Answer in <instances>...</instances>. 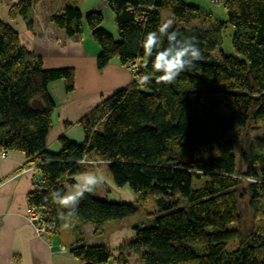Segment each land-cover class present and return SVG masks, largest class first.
Here are the masks:
<instances>
[{
	"label": "trees",
	"instance_id": "trees-1",
	"mask_svg": "<svg viewBox=\"0 0 264 264\" xmlns=\"http://www.w3.org/2000/svg\"><path fill=\"white\" fill-rule=\"evenodd\" d=\"M103 1L116 36L102 27V12L84 14L76 0H66L47 20L67 37L82 38L86 27L99 48L97 68L116 59L131 80L81 117L82 140L62 134L56 151L47 148L56 107L49 85L61 80L71 92L74 69H45L21 44L18 30L0 18V149L22 152L38 170L29 204L42 211L49 233L71 220L68 250L80 264H264V224L246 233L239 228L242 199L253 203V212L264 210V144L246 133L241 147L222 137L264 123V0H224L225 18L190 0ZM37 2L17 0L8 18L31 28ZM163 11L180 38L196 37L201 51V59L168 85L156 83L153 58L144 67L141 47L146 33L164 22ZM230 27L232 54L222 50ZM145 74L148 84L139 82ZM82 158L90 163L79 164ZM99 161L107 163L113 184L127 186L138 201L154 195L159 212L149 225L135 223L116 253L101 239L108 224L137 213L133 203L86 193L68 217L51 197L75 189L74 177ZM85 225L93 226L96 241L86 242ZM231 241L238 245L228 248Z\"/></svg>",
	"mask_w": 264,
	"mask_h": 264
},
{
	"label": "crops",
	"instance_id": "crops-1",
	"mask_svg": "<svg viewBox=\"0 0 264 264\" xmlns=\"http://www.w3.org/2000/svg\"><path fill=\"white\" fill-rule=\"evenodd\" d=\"M16 1L0 0V18L9 21L18 30L21 44L39 56L43 67L47 69L63 67L74 69V89L71 92L64 90L61 80L49 85V92L56 107L48 134L47 148L50 150L58 148L59 136L62 134L68 136L70 130L76 126L79 127L75 134L79 140L76 141H80L83 133L78 121L102 98L129 84L131 73L116 59H112L99 70L96 65L99 51L97 43L91 46L92 52L86 49V43L91 38L90 33L88 32L87 36L83 35L82 38L67 37L64 30L47 20L48 15H45L44 9L47 6L46 0H38L34 5L33 28H29L19 17L10 20L9 6ZM64 3L65 1L63 5ZM77 4L78 7L81 6V3ZM65 122L70 125H66ZM100 171L99 165H93L88 172L77 175L74 179L77 182L78 177L90 173L101 174ZM39 176L36 167L29 165L27 158L20 151H8L6 158H0V264H80L68 250L71 240L68 229L39 236L25 217L26 209L30 205L28 195L33 190L34 179ZM114 189L119 188L113 182L110 186L104 183L96 188L95 193H106L109 199L117 201L119 200L117 195L112 192ZM74 190L68 189L67 194ZM108 225L114 227L112 243H109V237L106 235L101 240L116 253L122 242L133 235L134 222L127 218ZM83 230L87 243L96 241L92 236L93 226L85 225Z\"/></svg>",
	"mask_w": 264,
	"mask_h": 264
},
{
	"label": "rangeland",
	"instance_id": "rangeland-1",
	"mask_svg": "<svg viewBox=\"0 0 264 264\" xmlns=\"http://www.w3.org/2000/svg\"><path fill=\"white\" fill-rule=\"evenodd\" d=\"M46 1H47L46 2L47 6L44 9H45V13H46L45 15L47 16L50 13H52L54 10L63 6V2L66 0H46ZM190 1L192 3H195L198 6L202 7L204 10H207L208 12L210 11L214 17H221V18L226 17L225 11L223 9V1L224 0H190ZM76 2L81 3V6L79 8H81V11L84 14H86L89 11H94V10L102 12L104 14V21H103L102 27L105 28L107 31H109L114 36L117 35L116 25H115V22L113 19V14L111 11H109L107 9V7H105L106 4L103 0H76ZM34 12H35V9H34ZM168 16L169 15L167 14V12L163 11L164 21H165V19L169 18ZM34 25L35 24L32 23L31 27L33 28ZM83 32H84L83 35L87 36L88 31H87L86 27H84ZM231 34H232V28L231 27L226 32H224V34H223L222 50L228 54L233 53L232 45H231ZM93 44H96V42L92 38H90V40H88L86 43L87 46L85 45L88 52L89 51L92 52L91 46H94ZM44 68L46 69V67H44ZM53 120H55V119H53ZM77 130H79L78 126L72 128L70 130L68 136L73 140H79V138H76V136H75V134H77ZM245 133L249 136V138L259 139L262 142V144H264V123L261 125H257V126L248 125L247 127L242 128V129L231 130L228 133L224 134L222 137L225 139H232L234 141V143L237 144L238 147H241L239 143H240L241 137ZM58 149H59V147L56 149L54 148L52 150L56 151ZM106 164L107 163L105 161H99L98 165H99V168H101V171H100L101 175H103L105 177V180H106L105 184L110 186L112 180H111L110 175L106 169ZM240 167H242V170H245V168H246L245 165H241ZM196 183L200 184L201 181H197ZM105 187H107V186L105 185ZM118 188L119 189L112 190V192L117 195V199H119L118 201H125V202L133 203L138 210L134 216L130 217V220H133L134 224L136 223V225H141V226L151 224L153 222L152 219L155 216V214H153V213L158 211V209L156 208L155 201H154V195L148 194L144 201H138L139 200L138 195H136L133 191H131L127 186H124L122 189H120L121 187H118ZM100 197L106 198L107 194L102 193L100 195ZM252 206H253V203L248 198L242 199L240 201V211L242 212L241 213L242 214V220H241V225L239 228L243 233L249 232L251 229H254L257 224H264V210H262V211L259 210L258 212L255 213V212H253ZM113 232H114V227L111 225H107L106 236L109 237L108 241L110 244L112 243V239L114 237V235L112 234ZM110 236H111V238H110ZM92 242H94V241H92ZM237 245L238 244L236 241H231L228 244V248L231 249V248L236 247ZM107 264H114V263H113L112 259H110Z\"/></svg>",
	"mask_w": 264,
	"mask_h": 264
},
{
	"label": "clouds",
	"instance_id": "clouds-1",
	"mask_svg": "<svg viewBox=\"0 0 264 264\" xmlns=\"http://www.w3.org/2000/svg\"><path fill=\"white\" fill-rule=\"evenodd\" d=\"M174 22L172 18L165 19L156 30L146 33L141 42L145 56L144 67H147L148 59L153 58V71L160 73L159 79L156 81L158 84H172L182 72L193 67L194 63L201 59L197 38L181 39L178 30L173 28ZM165 40L167 41L166 47L164 46ZM150 81L151 76L145 74L139 82L148 84ZM78 163L83 165L85 160L82 158ZM104 183L106 180L103 175L90 173L77 178L73 192L65 195L56 190L51 193V197L53 202L61 209L67 210L68 217H71L76 214L75 209L79 202L85 198V194L94 193L96 188ZM59 219L65 220L63 211ZM63 227L65 229L73 227L71 220H65Z\"/></svg>",
	"mask_w": 264,
	"mask_h": 264
},
{
	"label": "built area",
	"instance_id": "built-area-1",
	"mask_svg": "<svg viewBox=\"0 0 264 264\" xmlns=\"http://www.w3.org/2000/svg\"><path fill=\"white\" fill-rule=\"evenodd\" d=\"M8 151L4 149H0V158H6L7 157ZM85 162H89L88 160L84 159ZM36 180L34 179V182ZM40 182V181H36ZM25 217L27 221L32 225L34 228L35 232L37 235L42 236L43 234L48 233V225L44 223L43 221V213L40 209L33 205H28L26 212H25Z\"/></svg>",
	"mask_w": 264,
	"mask_h": 264
},
{
	"label": "water",
	"instance_id": "water-1",
	"mask_svg": "<svg viewBox=\"0 0 264 264\" xmlns=\"http://www.w3.org/2000/svg\"><path fill=\"white\" fill-rule=\"evenodd\" d=\"M32 105L35 107H42V103L40 101H37V100H33Z\"/></svg>",
	"mask_w": 264,
	"mask_h": 264
}]
</instances>
